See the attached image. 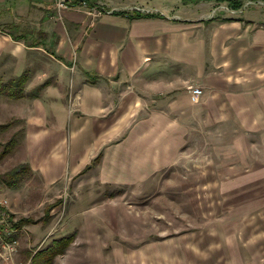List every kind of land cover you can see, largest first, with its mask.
Returning <instances> with one entry per match:
<instances>
[{
	"label": "rangeland",
	"instance_id": "rangeland-1",
	"mask_svg": "<svg viewBox=\"0 0 264 264\" xmlns=\"http://www.w3.org/2000/svg\"><path fill=\"white\" fill-rule=\"evenodd\" d=\"M22 7L0 0L1 31L24 33ZM230 7L211 4L204 34L184 40L173 62L183 84L150 98L80 174L47 184L32 172L12 187L2 179L25 164L20 144L0 159V201L18 243L0 264H264L261 56L240 39L246 25L262 27L264 0ZM247 15L255 22L243 28L225 22ZM6 124L0 153L22 132V122Z\"/></svg>",
	"mask_w": 264,
	"mask_h": 264
},
{
	"label": "crops",
	"instance_id": "crops-1",
	"mask_svg": "<svg viewBox=\"0 0 264 264\" xmlns=\"http://www.w3.org/2000/svg\"><path fill=\"white\" fill-rule=\"evenodd\" d=\"M21 1L24 33L0 30V76L26 74L29 80L24 97L0 102V125L22 122L19 155L47 184L80 174L111 135L124 134L127 121L143 117L150 98L165 101L174 83L183 84L174 80L173 62H180L184 40L204 34L211 4L238 11L228 0H99L105 11L93 17L85 10L58 13L51 0ZM254 17L225 22L243 28ZM257 21L262 27L246 25L240 39L261 56L264 88V18ZM204 70L198 66L197 84L205 82ZM191 97L200 103L201 97Z\"/></svg>",
	"mask_w": 264,
	"mask_h": 264
},
{
	"label": "trees",
	"instance_id": "trees-1",
	"mask_svg": "<svg viewBox=\"0 0 264 264\" xmlns=\"http://www.w3.org/2000/svg\"><path fill=\"white\" fill-rule=\"evenodd\" d=\"M76 3L81 2V0H73ZM88 2L89 0H84ZM232 4L233 9H240L242 6V3L240 0H228ZM158 15H151V14H145L144 17H155ZM133 17H141V14L135 13ZM4 31V30H3ZM19 39V38H18ZM29 80L28 75L23 74L18 77H14L11 79L5 80L2 76H0V102L3 99H21L26 95L25 89H26V84ZM21 123L20 120H16ZM11 124H5V125H0V131H6ZM17 136L12 138L6 145L4 146L3 151L0 153V159L5 158L10 152L13 151L14 148L19 147V139L23 138V131L20 133L19 139H16ZM32 169L28 164H22L19 167L13 169L11 172L5 174L3 176L2 181L9 185L14 187L18 182H20L25 175L27 174H32ZM65 239H61L60 243L64 244Z\"/></svg>",
	"mask_w": 264,
	"mask_h": 264
},
{
	"label": "built area",
	"instance_id": "built-area-1",
	"mask_svg": "<svg viewBox=\"0 0 264 264\" xmlns=\"http://www.w3.org/2000/svg\"><path fill=\"white\" fill-rule=\"evenodd\" d=\"M54 3L55 9L58 13L66 10H85L91 16L97 17L101 15L105 9L99 0H89L88 2L81 0L76 3L71 0H51ZM6 202L0 201V256L4 261L12 259L13 255L17 253V241L11 237L12 229L8 224L7 212L3 209ZM3 251V254L1 253Z\"/></svg>",
	"mask_w": 264,
	"mask_h": 264
}]
</instances>
